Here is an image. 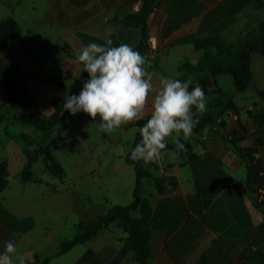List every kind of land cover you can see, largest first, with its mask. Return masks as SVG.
I'll list each match as a JSON object with an SVG mask.
<instances>
[{
	"label": "crops",
	"instance_id": "0c3cea01",
	"mask_svg": "<svg viewBox=\"0 0 264 264\" xmlns=\"http://www.w3.org/2000/svg\"><path fill=\"white\" fill-rule=\"evenodd\" d=\"M5 1L11 8L8 16L19 24L17 41L30 50L26 68L16 59L26 91L35 100V112L44 116L53 112L52 97L78 94L87 79L88 73L75 59L78 50L109 39L113 46L125 43L135 49L140 39L137 28L120 20L135 13L142 0ZM260 21L264 0H157L146 19L147 37L156 45L145 64L154 88L158 91L164 77L180 76L183 62H198L201 50L194 48V39L214 35L238 39ZM252 57L251 53L252 79L246 89L233 87L225 98L221 86L220 93L205 94L206 111L213 117L211 130L193 131L182 140L183 151L169 137L171 147L161 150L151 164L144 163L164 180L158 191L152 179L142 178L139 203L131 211L132 217L146 219L151 226V257L146 264H264V195L259 201L257 194V188L264 187V99L259 96L264 71L253 67ZM154 94L137 119L150 115ZM5 96L0 85V103ZM13 114L9 103L0 108V251L11 240L24 264L34 256H48L46 264H110L126 236L116 222L65 253L57 252L62 240L79 233L81 222L95 219L109 205L131 201L135 172L124 157L137 129L126 127L129 122L101 133L98 121L80 112L60 120L42 138L32 126L14 120ZM191 115L195 120L200 113L193 107ZM39 144L47 146L61 166L62 149L71 151V173L80 176L108 169L113 174L129 173L134 179L130 186L114 191L124 203L106 197L97 213L86 207L92 210L91 217L80 207L72 181L65 185L64 167L58 178L43 154L31 166V179L23 180L26 152ZM201 148L202 156L196 154ZM119 264H137L133 252Z\"/></svg>",
	"mask_w": 264,
	"mask_h": 264
},
{
	"label": "trees",
	"instance_id": "16d2710c",
	"mask_svg": "<svg viewBox=\"0 0 264 264\" xmlns=\"http://www.w3.org/2000/svg\"><path fill=\"white\" fill-rule=\"evenodd\" d=\"M156 1L142 0L140 7L135 13H131L120 20L124 25L135 27L139 30L140 39L135 47L139 53H142L147 39L146 19L155 6ZM19 36L20 28L15 19L9 17L0 20V85L6 94L4 100L0 103V108L9 103L10 108L14 111L13 119L32 126L44 138L53 132L60 120L70 119L72 115L63 109L65 99L60 97H52L53 112L49 116L35 112L33 109L35 100L26 91L25 79L19 63L15 58L7 57L9 47L15 43ZM193 44L195 49L201 50L198 62L195 64L183 62L178 67L181 71L180 76L174 79L181 81L192 80L193 84L190 85L189 90L198 83L205 94L220 93L221 88L217 84L215 77L218 74L227 73L232 78L235 91H243L252 79L250 67L251 53L257 52L264 56V21L258 22L252 31L244 34L233 43H228L221 36L214 35L194 39ZM78 63L81 65L80 62ZM84 72L87 73L86 71ZM71 87L72 85L69 86V89ZM69 95H71V92ZM259 96L264 99V90L259 91ZM148 117L149 115L136 119L127 124L126 127L138 129ZM195 120L198 123L193 131L199 132L201 130L212 129L213 117L209 112L205 111ZM139 141L140 136L138 131H136L132 145L124 157V161L128 165H131L135 171L131 201L124 205H109L107 210L95 219L81 222L78 234L71 239H65L60 242L58 254L65 253L78 243H84L92 239L101 230L107 228L111 222H116L123 232L126 233V236L122 239V245L110 264H119L129 251L133 252V259L137 264L147 263L151 257V226L146 219L132 217L131 211L139 203L138 190L141 178L147 177L152 179L158 191L162 190L161 183L164 180L155 177L145 168L143 161L129 159L131 148ZM166 147L169 148L171 145L167 144ZM38 154H43L49 170L54 175L58 178L63 177L64 170L60 163L49 153L47 146L39 144L37 147L26 152L27 160L21 174L23 180L31 179L32 173L30 169L36 161ZM147 164H151V162ZM48 261V256L42 259L34 256L33 261L27 264H46Z\"/></svg>",
	"mask_w": 264,
	"mask_h": 264
},
{
	"label": "clouds",
	"instance_id": "9594fccd",
	"mask_svg": "<svg viewBox=\"0 0 264 264\" xmlns=\"http://www.w3.org/2000/svg\"><path fill=\"white\" fill-rule=\"evenodd\" d=\"M75 58L88 77L78 94L65 97L63 109L70 115L86 113L98 121L101 133H110L137 119L149 95L155 93L151 113L137 129L140 141L131 148L129 159L146 164L155 160L169 137L178 150H185L182 140L192 136L198 123L191 115L192 108L200 114L207 110L205 93L198 83L189 90L192 80L164 77L157 91L146 71V58L129 44L113 46L110 39L105 44L88 43ZM196 154L202 156L204 150ZM0 264H24L13 241L4 242Z\"/></svg>",
	"mask_w": 264,
	"mask_h": 264
},
{
	"label": "rangeland",
	"instance_id": "374dc122",
	"mask_svg": "<svg viewBox=\"0 0 264 264\" xmlns=\"http://www.w3.org/2000/svg\"><path fill=\"white\" fill-rule=\"evenodd\" d=\"M10 11H11L10 5L5 0H0V20H3L9 17L8 15ZM226 41L228 43H233L237 41V38L235 36L234 38L230 40H226ZM15 42L17 43H14L9 47V52L7 54V57H13L19 60L20 63L23 64V66L26 68V65L28 61H30V57H31L30 50H28L24 46V44H22L20 41L16 40ZM252 56H253L252 57L253 67L254 68L259 67L258 70L261 71V74H262V71H264L263 69L264 57L257 52H253ZM219 78L220 79H219L218 85L222 87L224 94H225V95H222L221 97L227 96L229 91L234 90L232 78L230 74H227V73L220 74ZM59 158L66 172V176L65 178H63V181L65 185L70 180L72 181V183L70 182V185L73 189H75L76 192L80 194V200L78 201V203L80 204V207L84 208V210L88 211L89 208H93V210L96 211L97 213L98 209H100L102 204H104L106 197H109L110 199L114 201H118L119 203H124L125 199L123 197H117V198L114 197V191L118 189L119 187L128 188L130 186L131 181H133L134 179L132 178L133 180H131V176H129V173L114 172L115 174H113V171H110L108 169V170L102 171L100 174L93 173L91 175H81L80 176L78 175V172L76 171L71 173L70 167H71L72 158H73L71 151H66L62 149ZM38 166L40 165H37V167ZM37 167L35 170H37ZM39 171L38 172L36 171V172L40 173ZM143 179H147V177H143ZM121 205H124V204H121ZM86 207H88V209ZM89 211L87 213H90L92 210L90 212ZM92 213L93 212L89 214L91 215V217H93Z\"/></svg>",
	"mask_w": 264,
	"mask_h": 264
},
{
	"label": "built area",
	"instance_id": "2783aa9c",
	"mask_svg": "<svg viewBox=\"0 0 264 264\" xmlns=\"http://www.w3.org/2000/svg\"><path fill=\"white\" fill-rule=\"evenodd\" d=\"M135 10H138V7L135 8ZM144 45L145 46H144V49L142 50V55L145 58L153 55V52H154L155 47H156L154 39L152 37H147ZM233 182H235V181L233 180ZM257 194H258L259 201H261L263 198V195H264V187L263 186H259L257 188Z\"/></svg>",
	"mask_w": 264,
	"mask_h": 264
}]
</instances>
